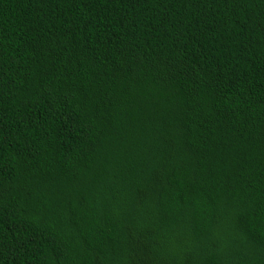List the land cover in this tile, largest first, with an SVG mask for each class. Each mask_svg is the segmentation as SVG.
<instances>
[{"label": "trees", "instance_id": "1", "mask_svg": "<svg viewBox=\"0 0 264 264\" xmlns=\"http://www.w3.org/2000/svg\"><path fill=\"white\" fill-rule=\"evenodd\" d=\"M0 264H264V0H0Z\"/></svg>", "mask_w": 264, "mask_h": 264}]
</instances>
